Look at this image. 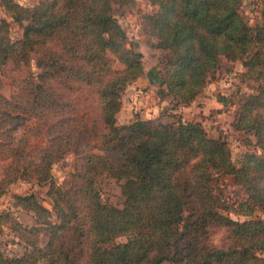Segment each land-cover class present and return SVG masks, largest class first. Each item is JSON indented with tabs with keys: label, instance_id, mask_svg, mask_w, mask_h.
<instances>
[{
	"label": "trees",
	"instance_id": "1",
	"mask_svg": "<svg viewBox=\"0 0 264 264\" xmlns=\"http://www.w3.org/2000/svg\"><path fill=\"white\" fill-rule=\"evenodd\" d=\"M149 2L153 10L139 20L145 42L167 53L158 98L172 109L186 105L221 59L240 61L254 86L238 98L230 125L258 151L234 163L225 139L176 113L116 122L123 88L143 72L141 51L115 16L134 0H0L10 17L0 16V70L8 60L28 64L31 55L39 69L13 78L8 96L0 90V195L32 179L46 186L50 204L32 191L11 193L32 219L24 224L0 210V264H264V218L251 216L264 211V0L252 25L241 0ZM10 21L21 25L17 38ZM29 134H44L45 143L30 145ZM75 146L81 150L61 186L52 164ZM102 175L118 182L120 206L102 198ZM226 176L243 193L232 209L221 189ZM5 232L20 253L2 251Z\"/></svg>",
	"mask_w": 264,
	"mask_h": 264
},
{
	"label": "rangeland",
	"instance_id": "2",
	"mask_svg": "<svg viewBox=\"0 0 264 264\" xmlns=\"http://www.w3.org/2000/svg\"><path fill=\"white\" fill-rule=\"evenodd\" d=\"M18 3L31 6L38 0H16ZM154 6L149 0H134L131 7H122L115 12V16L121 26L125 29L128 39L135 41L137 49L141 51V60L143 66L142 74L135 80L128 83L121 92L120 108L115 117L117 123L127 122L134 117L148 118L160 116L163 121L169 120L167 113H176L183 119H194L200 121L206 133L209 136L220 135L226 140L229 147L230 158L237 163L238 157L245 150L258 151L252 145L245 146L240 140L239 133L231 128L230 121L236 107L237 100L247 92H251L254 86L253 80L244 75V67L240 61L228 62L221 59L220 67L207 78L203 89L195 98L186 105H179L175 108H169L167 99H160L156 95L157 84L163 59L167 56L166 51L151 47L145 42L144 34L139 23L140 13L153 10ZM259 0H241L240 12L246 18L248 24L252 25L259 15ZM0 16H6L0 7ZM7 19L10 17L6 16ZM21 34V25L10 21L9 35L11 38H17ZM34 55L28 64H22L15 68L10 60L5 62L0 70L2 80L1 92L8 96L11 91L10 83L13 78L24 77L28 73H36L39 69L35 66ZM108 59L113 67H119L120 64L108 54ZM28 125L31 121H28ZM30 145H42L45 143V136L28 135ZM81 148L72 147L70 151L59 161L52 164L51 172L55 181L66 186L70 179V173L73 169V161ZM6 160L0 158V177ZM223 197L226 199L231 209L243 197L242 191L232 182L230 176H226L221 184ZM46 186L38 184L34 180L17 179L10 183L9 190L0 195V210H7L24 224L31 222L32 216L13 204L11 193H23L26 191L34 192L39 201L50 208L48 198L45 194ZM99 191L103 199L111 204L120 206L122 197L120 195L119 185L112 177L102 175L99 182ZM233 218L242 219V215L236 214L233 210L228 213ZM252 217L264 218V211L255 208L251 214ZM223 228L219 227L211 234V240L214 245H218ZM124 236L117 237L118 240H124ZM1 249L8 255L18 254L23 247L16 242V238L10 233L5 232L1 235ZM43 236L39 239V244L44 243ZM162 264H171L163 262Z\"/></svg>",
	"mask_w": 264,
	"mask_h": 264
}]
</instances>
